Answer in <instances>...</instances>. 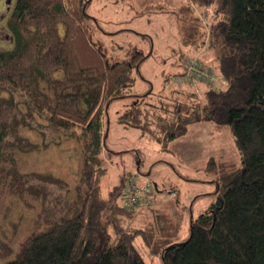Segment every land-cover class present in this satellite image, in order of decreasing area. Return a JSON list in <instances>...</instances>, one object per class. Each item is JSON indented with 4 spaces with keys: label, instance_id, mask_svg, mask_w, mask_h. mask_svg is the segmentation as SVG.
<instances>
[{
    "label": "trees",
    "instance_id": "trees-1",
    "mask_svg": "<svg viewBox=\"0 0 264 264\" xmlns=\"http://www.w3.org/2000/svg\"><path fill=\"white\" fill-rule=\"evenodd\" d=\"M89 1L15 0L7 18L12 46L0 50V90L24 98L52 134L80 130L85 191L77 211L57 215L45 229L30 233L17 256L5 264H151L137 237L149 255H160L162 264H264V0H188L213 9L207 37L202 32L195 39L191 33L187 44L195 49L205 45L214 61H202L226 87H207L201 107L188 101L196 97L195 90L164 88L173 95L167 102L161 94L148 95L151 103L142 99L117 116L163 150L199 119L231 133L239 160L211 156L205 161L215 197L191 216L189 235L182 242L174 239L186 206H179L175 188L168 189L176 192L169 201L154 184L143 200L129 207L124 174L120 184L102 194L101 177L107 172L102 158L104 112L134 85L133 70L145 55L130 47L125 57L110 63L90 38ZM176 93L183 100L176 101ZM3 101L0 97V195L11 132ZM12 173L11 188L21 191L28 176L16 169ZM173 205L179 207L176 216ZM10 252L0 244V257Z\"/></svg>",
    "mask_w": 264,
    "mask_h": 264
},
{
    "label": "rangeland",
    "instance_id": "rangeland-1",
    "mask_svg": "<svg viewBox=\"0 0 264 264\" xmlns=\"http://www.w3.org/2000/svg\"><path fill=\"white\" fill-rule=\"evenodd\" d=\"M14 3L0 0V50L12 46L7 18ZM86 11L91 16L90 38L110 63L125 57L130 47L145 55L133 70L134 85L127 94L110 101L104 112L102 158L107 172L101 177L102 194L120 184L129 172L136 174L139 183L157 185L165 200H174L168 189L175 188L179 206H186L174 239L182 242L189 235L191 216L205 210L215 197L212 175L203 168L205 161L211 156L217 161L239 160L231 133L228 129L216 131L210 121L199 119L189 125L186 134L169 143V150H163L137 127L119 122L117 116L142 99L151 103L148 95L155 98L161 94L163 102L168 101L167 96L173 97L164 90L163 79L181 69V58L188 47L194 55L195 48L187 44V35L192 33L199 39L203 32L207 37L213 9L197 7L188 0H90ZM59 28L62 30V26ZM212 86L222 89L226 83L218 78ZM41 87L46 90L43 83ZM192 87L197 95L188 101L201 107L206 83L197 82ZM0 97L4 100L3 115L11 124L2 162L5 186L0 195V244L11 248L8 255L0 257V264H5L17 256L30 233L45 229L57 215L69 216L77 211L85 184L81 179L80 130L52 134L24 98L5 90H0ZM175 98L183 100L180 93ZM12 169L28 176L21 191L11 188ZM171 209L176 216L179 207L173 205ZM135 242L147 262L162 264L160 255H149L139 237Z\"/></svg>",
    "mask_w": 264,
    "mask_h": 264
},
{
    "label": "built area",
    "instance_id": "built-area-1",
    "mask_svg": "<svg viewBox=\"0 0 264 264\" xmlns=\"http://www.w3.org/2000/svg\"><path fill=\"white\" fill-rule=\"evenodd\" d=\"M181 70L167 74L163 79V86L171 89L175 86H195L197 82H205L208 85L216 83L218 75L207 66L197 55H185L182 58ZM149 182L139 183L135 173H126L123 178L122 189L125 195V204L132 207L137 201L145 198L151 190ZM175 191H170L174 196Z\"/></svg>",
    "mask_w": 264,
    "mask_h": 264
},
{
    "label": "crops",
    "instance_id": "crops-1",
    "mask_svg": "<svg viewBox=\"0 0 264 264\" xmlns=\"http://www.w3.org/2000/svg\"><path fill=\"white\" fill-rule=\"evenodd\" d=\"M194 48V47H193ZM191 50V48H189L188 47V49L186 50L187 52H189ZM185 51V54H191V55H193L192 53H187ZM194 51V55H197V56H199V57H201L202 59H204L205 61H207V62H213L214 60L212 59V55L209 53V51H206L205 50V45H203V46H201L200 48H197L196 50L194 49L193 50ZM193 51H191V52H193ZM200 53H201V56H200ZM208 53V54H207ZM209 60H211V61H209ZM181 69H180V67H179V69H178V71H176V72H179ZM176 72H172V73H176ZM170 74V73H169ZM190 86H192V85H190ZM206 86L207 87H210V85H208V84H206ZM188 87V89H193V87H189V86H187ZM193 90H195L196 91V89H193ZM197 93V92H196ZM189 127V126H188Z\"/></svg>",
    "mask_w": 264,
    "mask_h": 264
},
{
    "label": "flooded vegetation",
    "instance_id": "flooded-vegetation-1",
    "mask_svg": "<svg viewBox=\"0 0 264 264\" xmlns=\"http://www.w3.org/2000/svg\"><path fill=\"white\" fill-rule=\"evenodd\" d=\"M4 2H6V0H4ZM3 6V5H2ZM5 7V9H7V6H4Z\"/></svg>",
    "mask_w": 264,
    "mask_h": 264
},
{
    "label": "water",
    "instance_id": "water-1",
    "mask_svg": "<svg viewBox=\"0 0 264 264\" xmlns=\"http://www.w3.org/2000/svg\"><path fill=\"white\" fill-rule=\"evenodd\" d=\"M10 0H6V2L8 3Z\"/></svg>",
    "mask_w": 264,
    "mask_h": 264
}]
</instances>
